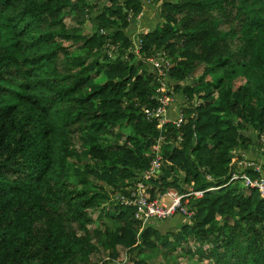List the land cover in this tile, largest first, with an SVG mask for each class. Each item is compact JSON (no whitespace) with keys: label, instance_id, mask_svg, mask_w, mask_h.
Masks as SVG:
<instances>
[{"label":"trees","instance_id":"trees-1","mask_svg":"<svg viewBox=\"0 0 264 264\" xmlns=\"http://www.w3.org/2000/svg\"><path fill=\"white\" fill-rule=\"evenodd\" d=\"M99 1L0 0V264L89 259L90 210L105 202L117 225L98 234L112 260L122 246L123 264H148L145 251L195 238L213 243L207 264H264V198L232 180L261 176L234 164L248 131L264 155V0H149L161 17L138 43L126 29L144 1ZM159 57L162 78L149 60ZM163 82L171 106L185 98L180 125L146 113ZM161 136L148 191L203 190L188 222L143 224L116 198L151 166Z\"/></svg>","mask_w":264,"mask_h":264},{"label":"rangeland","instance_id":"rangeland-1","mask_svg":"<svg viewBox=\"0 0 264 264\" xmlns=\"http://www.w3.org/2000/svg\"><path fill=\"white\" fill-rule=\"evenodd\" d=\"M103 1L105 0H100L99 2L102 3ZM143 1L144 10L142 14L136 19L135 23L131 22L126 29V32L129 35L135 36V41L136 35L138 33L143 32V30L145 29L154 28L161 17L159 14L160 10L157 5L151 4L149 0ZM161 3L162 0L159 2V4ZM64 20L67 24L76 23L75 13L67 14V16L64 17ZM87 32H89L88 29ZM75 50L79 49L75 47ZM160 59L161 57L157 58V61H160ZM149 60L153 63V65H155V63L157 62L156 59H154L155 61H152L151 58H149ZM162 71L165 72L166 69H162ZM239 83L240 82H238L237 84ZM177 96H179V104L181 103V105H184V96L176 94V100ZM114 131L116 133L115 136H105L103 138V143L105 145L109 144L110 142H117L116 138L120 137L119 127H114ZM93 180L95 181V179ZM102 196L105 197V194H103ZM90 211L92 214V222L89 225V238L92 246L94 247V251L91 253V255H89V259L79 257L74 261L73 264H103L104 262H107L108 264L125 263L128 260L127 250L124 247L119 246L120 257L116 260H112L110 252L108 251V246L106 245L105 236H102L100 238L98 234L99 231L104 230L105 228H109L111 230L117 225V223L112 219V216L114 214L113 204L105 202L102 207L95 210L92 209ZM159 221L163 222L164 220ZM178 228L179 227H177L176 230H178ZM212 246L213 243L211 241L200 242L195 238L191 239L187 246H176L171 249H166L160 243L156 250L145 251L144 257L147 259L148 264H207L204 255H202L201 253L209 252Z\"/></svg>","mask_w":264,"mask_h":264},{"label":"built area","instance_id":"built-area-1","mask_svg":"<svg viewBox=\"0 0 264 264\" xmlns=\"http://www.w3.org/2000/svg\"><path fill=\"white\" fill-rule=\"evenodd\" d=\"M136 38V42L138 43ZM155 61L154 58H151ZM157 61V59H156ZM158 69L159 75L164 77L166 71L160 66L159 61L155 63ZM162 68V69H161ZM163 87L160 89L162 93L158 96L159 105L152 110L147 111L149 117L158 118L159 127L167 122H174L180 125L183 122V114L180 111V115L177 119H171L168 116V108L174 100V95L168 93L165 88V83H162ZM261 139L264 141V131L261 134ZM164 137L161 136L155 143L154 160L151 166L146 169L141 178L132 186L127 187L128 195L120 193L116 195V198L120 200L121 204L132 205L136 207L135 218L143 224L150 220H165L171 218L175 214H181L188 218H192L194 211L189 207V204L193 198H200L203 196V190H194L190 188L185 193L179 192L176 188H168L167 191L159 198H152L149 193V185L147 181L153 177H156L162 168L163 156L161 151V145ZM241 179L247 188H257L260 195L264 198V177L251 178L245 173L238 174L233 173L232 180ZM215 187L211 188L214 189Z\"/></svg>","mask_w":264,"mask_h":264},{"label":"crops","instance_id":"crops-1","mask_svg":"<svg viewBox=\"0 0 264 264\" xmlns=\"http://www.w3.org/2000/svg\"><path fill=\"white\" fill-rule=\"evenodd\" d=\"M134 22H135V20H134ZM145 30H148V29H145ZM145 30H143V31H145ZM139 34L140 33H138L136 35L137 39H138ZM132 37L135 39V36H132ZM181 107H182L181 103L179 104V96H177V101L174 102V104L172 106L170 105V107L168 108L169 118L177 119L180 115ZM247 134L249 135V137H251V143L249 144L248 148L241 147V150H239V154L241 155V158L239 161H237L234 164L235 171H237V172L238 171L240 172L243 170L245 171L246 166L252 167L256 171H258L262 177H264V155H263L262 147L258 144V142L256 140V134L254 132L248 131ZM173 219H174L173 225L177 224L178 221H180V222H186V221L188 222L189 221L187 219V217H185L181 214L175 216V218H173ZM153 221H157V220H153ZM164 230L167 231V230H169V228H165Z\"/></svg>","mask_w":264,"mask_h":264}]
</instances>
